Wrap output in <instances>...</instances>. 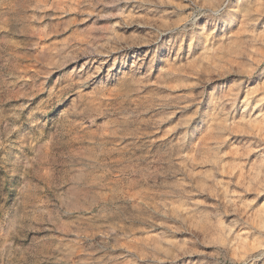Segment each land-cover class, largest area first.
Masks as SVG:
<instances>
[{"label": "rangeland", "instance_id": "374dc122", "mask_svg": "<svg viewBox=\"0 0 264 264\" xmlns=\"http://www.w3.org/2000/svg\"><path fill=\"white\" fill-rule=\"evenodd\" d=\"M0 264H264V0H0Z\"/></svg>", "mask_w": 264, "mask_h": 264}]
</instances>
